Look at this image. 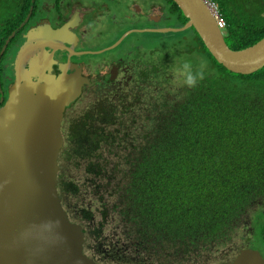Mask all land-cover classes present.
<instances>
[{"label":"trees","instance_id":"16d2710c","mask_svg":"<svg viewBox=\"0 0 264 264\" xmlns=\"http://www.w3.org/2000/svg\"><path fill=\"white\" fill-rule=\"evenodd\" d=\"M167 1L177 15L174 26H182L186 18ZM210 1L232 50L264 37V0ZM30 4L0 0V50ZM187 30L190 38L175 45L192 80L176 100L128 115L82 110L65 130L68 162L57 187L78 218H114L128 241L149 247L151 261L198 264L189 257L218 254L248 236L246 221L264 257V66L231 73Z\"/></svg>","mask_w":264,"mask_h":264},{"label":"water","instance_id":"95a60500","mask_svg":"<svg viewBox=\"0 0 264 264\" xmlns=\"http://www.w3.org/2000/svg\"><path fill=\"white\" fill-rule=\"evenodd\" d=\"M172 1L185 23L146 31L179 33L192 28L213 59L234 74L248 75L264 66V37L232 50L216 23L213 4ZM49 36V31H27L14 55L13 81L0 107V264H97L82 252V230L69 221L57 188L63 111L87 80L68 63L52 73V52L62 39H55V32ZM11 37L13 33L0 56ZM221 264H264V258L256 250L241 249L232 261Z\"/></svg>","mask_w":264,"mask_h":264},{"label":"flooded vegetation","instance_id":"af4514ba","mask_svg":"<svg viewBox=\"0 0 264 264\" xmlns=\"http://www.w3.org/2000/svg\"><path fill=\"white\" fill-rule=\"evenodd\" d=\"M30 2L27 20L24 18L16 29L10 32L13 37L0 56V107L6 101L7 88L13 81L14 55L25 41L27 31H49L50 36L52 32L57 33L59 36L54 38L62 39L59 41L62 45L52 52L55 62L52 65V73L58 72L59 65L68 63L74 71L78 70L80 78L87 80V83L80 87L79 95L63 111L60 126L63 142L59 151L58 174L63 172L64 162H68L66 157L69 149L64 144L65 130L70 128V122L75 119L79 122L77 116H82L79 114L81 110L92 106L103 115L100 109L102 107L103 110L113 109L128 115L140 113L145 105H158L166 101V98L175 101V96L180 94L183 86L178 81L183 80V66L182 61L175 57L177 54L181 55L180 47L167 44L166 34L170 32L145 30L174 26L170 22L171 19H176L177 15L171 11L167 0ZM115 8H120L122 13H116ZM65 36L68 42L64 39ZM111 46L113 47L109 48ZM43 49L50 50L44 46ZM98 116L99 114H96L94 118ZM59 181L60 177L57 183ZM57 188L69 221L82 230V252L87 258L97 264H152L149 247L137 240L128 241L127 231H121L119 227L116 231L110 230L114 234L108 232L110 240L104 243L105 239L99 230L103 219L98 218L96 222L93 216L88 220L81 213L78 218L76 213L69 209L65 192ZM250 223L251 221L244 222L247 227L243 229L244 233L249 235L220 250L216 255L217 264L232 261L241 249L256 250L262 256L260 250L254 248L256 241H253L254 233ZM206 262L200 264H213Z\"/></svg>","mask_w":264,"mask_h":264},{"label":"rangeland","instance_id":"374dc122","mask_svg":"<svg viewBox=\"0 0 264 264\" xmlns=\"http://www.w3.org/2000/svg\"><path fill=\"white\" fill-rule=\"evenodd\" d=\"M3 12H4V16H6V18H7L9 16L10 10L8 8H6V9H3ZM115 12L118 13V14H120V13H122V10L120 8H115ZM170 23L171 24H175L176 23V19L175 18L171 19V22ZM191 33H192L191 30H186L184 32H179V33H170V34H167V38L171 42H174L173 46L177 47L175 45V42L177 40L181 39L182 37L189 39L190 38L189 36L191 35ZM13 51H12L11 54H13ZM175 57H176V59H179L180 62L183 60L181 58V55H179V54H177ZM185 65L187 66V60H183L182 61L183 69H182L181 76H182L183 80L178 81L179 83H181V86L185 85V83H186L187 80H192V77H189V74L186 73L187 67H184ZM202 66H207V61H204V63H203ZM81 113H82V110L79 112V114H81ZM76 174H77V172H76ZM73 176L74 175L71 172V174H70L69 177L70 178H74ZM101 224H102V226L99 228V230L102 232V236L105 239L103 242L105 243L106 240H108V241L110 240V235L108 234V232L116 231V228H117L118 224L113 219H106ZM90 227L93 229L92 225H90ZM94 231L97 232L95 229H94ZM111 233H113V232H111ZM100 235H101V233H100ZM215 251H211L210 253L209 252H206L205 254H202L201 256L194 255L193 254L191 257H189V256L188 257L190 259H192V260H199V263L198 264H200L204 260L207 261L206 263L217 264V261H214V259L217 260V258H216L217 253H215ZM152 264H164V263L162 261H153Z\"/></svg>","mask_w":264,"mask_h":264},{"label":"clouds","instance_id":"9594fccd","mask_svg":"<svg viewBox=\"0 0 264 264\" xmlns=\"http://www.w3.org/2000/svg\"><path fill=\"white\" fill-rule=\"evenodd\" d=\"M211 4H213L214 5V9H215V11H216V14H217V16H216V23H217V18L218 17H220L221 18V16H220V14L218 13V11H217V8H216V5L213 3V2H211L210 0H208ZM222 19V18H221ZM223 20V19H222ZM218 25V24H217ZM225 26V24H224V21H223V26L222 27H219L220 29H221V31H222V28ZM186 31V30H185ZM2 55V54H1ZM179 93H180V91H179ZM179 95V94H178ZM178 95H176L175 97H177ZM165 100H168V101H171L169 98H166ZM58 175V174H57ZM263 258V257H262Z\"/></svg>","mask_w":264,"mask_h":264},{"label":"built area","instance_id":"2783aa9c","mask_svg":"<svg viewBox=\"0 0 264 264\" xmlns=\"http://www.w3.org/2000/svg\"><path fill=\"white\" fill-rule=\"evenodd\" d=\"M217 24L219 27L223 26V20L220 17L217 18Z\"/></svg>","mask_w":264,"mask_h":264}]
</instances>
